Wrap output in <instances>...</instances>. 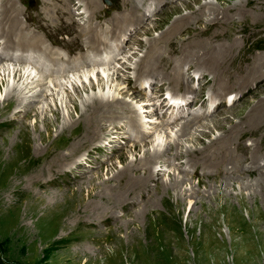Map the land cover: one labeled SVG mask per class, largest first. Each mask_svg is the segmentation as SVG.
Segmentation results:
<instances>
[{"label":"rangeland","instance_id":"rangeland-1","mask_svg":"<svg viewBox=\"0 0 264 264\" xmlns=\"http://www.w3.org/2000/svg\"><path fill=\"white\" fill-rule=\"evenodd\" d=\"M13 1L20 10L26 11L27 7L30 6L32 10L29 9V11L36 14L39 0ZM139 1H141L139 3L140 12L144 14L142 16L139 13L142 20L139 18V22L129 21L124 27L122 26L123 28L117 30L119 33L117 31L113 33L116 37V32L119 34L118 37H123L128 29L129 36L125 39L126 46L124 50L118 52V55L117 49L112 47L108 49V52L110 50L116 51V54L114 53L115 58L111 60L110 65L108 63L99 66V68L98 65L87 63L86 68H80L82 71L86 69L89 74L93 72L94 74L82 77H73L79 73L77 69L50 75L47 74L45 68L43 69V73L46 75L47 84L45 87L47 89L40 86H37V89L43 88L48 91H44L43 96L41 95L36 99L37 111L31 112L30 116L24 118L30 125V135L34 138L32 147L33 145H39L45 148L39 133L35 129L37 125L40 130H45L42 123L45 114L51 121H54L55 115L52 109H59L61 116L64 119H69L68 109L73 110L75 107L72 101L81 104L82 99L92 93L104 94L110 97L115 96L117 99H121L122 103L126 101V104H114L110 113H101L100 117H109L113 111H119L118 115H122L124 120L127 119L125 120L126 123H130L129 118L126 117L128 115L123 114V107L129 108V104L137 112L136 114L129 113V117L137 118V125L142 124L139 128L144 129L140 131L151 129L152 127H148L149 124H153L152 122L158 117L173 116L180 106L178 105L176 110L171 111L170 105H172L174 99L181 97L182 94H189L191 98L186 104V118L177 122L172 120L168 123L171 125H161L160 128L163 129V133L157 140L156 145H161L162 141L163 146L169 142L174 143L176 129L181 127L177 124H182L185 120H191L195 114L202 117L191 127L192 132L187 133L183 138H176V141L179 142L175 145L176 147L174 146L172 150L169 149L164 153L165 156L155 160V168L152 171L155 175V181L147 185L149 186L147 191L150 190L147 197L143 198L142 201H138L141 200V197H138L134 206L133 204H127L126 208L128 209L126 211L120 210L123 216L111 218L104 224H100L99 219L91 216L92 218L90 217L88 220L94 223L93 226L91 224L86 226L85 223L77 225L75 221H70L73 226L71 232L62 231L60 226L62 221L68 218L69 205L79 204L81 199L88 195L87 182L89 177L94 176L95 184L98 187L96 192L98 191V193L103 191L108 196H114L113 192L115 194L121 192L122 189L120 188L113 190V192L107 190V188L118 187L120 179H112V177L124 166L130 165V163V166H132L135 162H140L141 158L147 157L149 154L147 152L151 148L153 151L156 146L155 139L158 138L160 129L153 130L146 137L137 140L133 138L135 133H140L137 127H120L116 125L118 127L114 128L111 122L103 121L97 127V130H99L96 134L97 137H95L97 140L92 138L91 145L80 153V156L83 155L84 157H77V159L80 158L79 162L84 163L87 167V169L81 171L84 176L79 177L78 172H67L61 175L64 171L58 175L60 169H55L50 173L47 169L48 165H45L40 167L45 175L42 178L43 187L33 186L29 179H21L11 188V192L3 198L0 193V264H264V171L248 173L242 167L237 172V174H241L234 176L235 169L221 171L216 169L215 166L206 167L209 163L211 164V159L201 160V164H187L185 157L180 154L181 157L175 156L178 150L181 149L187 151L193 148V150L201 151L205 145L215 142L216 137L227 135L225 128L228 127L227 129H229L232 124L239 125L241 120L244 121L250 118L253 115L251 110L256 109V106H258L257 108H260V106L264 108V71L262 72L264 61L258 65L261 68L257 80L259 82L262 79L260 85H253L249 81L235 92H223L215 87L212 88L209 84H206L205 88L200 87L205 83L203 82L206 80L204 76H210V73L202 69L204 76H196V72L199 71L197 66L188 68V65L184 63L187 59H179L177 56L180 55L173 54L179 53L183 49L187 51L185 56L188 55L192 60H205V57H207L210 58L209 60L227 61L228 63L223 66H229L232 69V74L237 76L238 72L244 73V70L251 66L250 63H253V60H256L257 63L258 58L264 56V0ZM74 4L72 11L78 18L82 13H85L86 9L82 8L80 0H74ZM99 6L97 9H100V12L112 14L116 7L118 8V0H100ZM123 10L124 8L116 15L124 14ZM221 13H224V15ZM35 17H32V22L35 21ZM21 18H24V15ZM105 20L99 19L95 22L102 25ZM54 21L58 23V20ZM110 27L109 24H105L103 28ZM43 36L46 46L49 45L50 49L54 48L59 56H65L66 54L68 57L70 55L67 48L59 45L65 39V34H57L54 41L49 40L44 33ZM112 37V35L108 36L109 42ZM77 38L79 36L75 37V39ZM0 41L2 44H9L5 38L0 37ZM166 47H168V50L164 54H172L170 58L173 56L171 60L172 68L176 67L177 70L178 65L180 67V64L183 63L180 72H183L184 75V86L169 85L167 77L173 73H171V69L167 70L169 73L166 71V80L162 81L161 71L157 72L159 75L157 73L153 74L149 70L139 73L140 69L138 71L135 68L139 63V67H141L148 60L160 61ZM1 50H4V48L0 47ZM83 50L88 55L96 53L88 47H83ZM105 53H107V49ZM57 54H54V56L58 57ZM37 58L39 59L40 56H37ZM70 61L72 67L77 66L79 62L77 59ZM28 67L31 70L33 64H28ZM37 69L38 71L42 70L39 66L34 67L35 72ZM34 71L33 73H35ZM97 72H100V78L105 79L106 87L104 90L97 87L95 90L81 91L82 86L89 84L91 79L94 82L98 80ZM114 72L115 74H113ZM109 73L111 79L108 78ZM67 75L73 77L71 81L65 77ZM55 78L63 80L64 86L55 88L51 84V80ZM210 78L213 79L214 76L211 75ZM130 80L131 83H129ZM13 83V80L10 79L9 85H13ZM162 83H166L164 89L166 91L164 94L162 92L158 94V89ZM185 84H190V86L186 87ZM34 85H38V82ZM37 89L32 90V93ZM7 90L8 87L0 89L1 105H3ZM28 91L25 90L24 93ZM200 98H203V100L199 101ZM26 105L27 102H23L14 111L20 112ZM158 108L160 110H156ZM247 113H251L250 116H247ZM74 115L75 119L78 120L79 114L74 112ZM262 119L263 117L258 121H254V123L257 122V126H264V123H260ZM1 120L4 122L1 129L16 133L17 127L10 124L8 120ZM37 121L38 123H36ZM217 123L218 127L216 126ZM85 124L90 127L93 125V121H88ZM187 124L191 126V124ZM57 126L58 122L56 127L53 128L54 136L57 135ZM167 127L173 128L174 131L171 132V129H166ZM262 129V134L256 135V137L243 132L242 141L244 140L243 142L248 146L259 142L264 144V128ZM165 130H168V133H164ZM100 134L101 137H98ZM195 136L196 138L200 136L201 140L197 141ZM108 138L115 140L112 147H105L106 150H97L96 147H92L99 144V141L101 143V141H106ZM138 141L142 142L135 144ZM133 145H137V148H132ZM89 150L92 152L90 153L91 157L88 158L86 155ZM62 152L64 154L71 153L68 148H63ZM190 157L196 156L190 155ZM77 159L71 165L75 164ZM169 159L172 162H169ZM147 163L149 164L150 161L142 163V166L139 163L138 169L136 168L137 170L133 172L134 177H140L147 171L145 166ZM262 163H264V160H262ZM179 164L182 166L179 167ZM242 164L246 166L247 162ZM224 165L220 167L223 168ZM38 169V167H35L30 173L34 174L35 170L38 172ZM71 169L72 171L77 170L76 166L73 165ZM161 169L163 170L161 171V177H158L160 180H157V172ZM244 171L248 175L244 176ZM172 174L178 175L179 179H186L181 185L168 189L164 186L170 181ZM53 176L55 178H52ZM233 177L234 179L231 180ZM78 178H80L82 184L79 183ZM51 179L54 180L49 185L48 181ZM109 179L112 180L106 184L105 180L108 181ZM142 179L143 177H141V180L136 179L134 181L133 179L137 188H142L144 185V183H139V181H143ZM1 183L2 178H0V185ZM145 187L142 190H145ZM136 190L139 189H134L133 193L138 192ZM142 190L139 192L141 193ZM184 194L186 195L184 196ZM29 196L40 198L41 207H50L45 219L40 218L42 211H38L36 214L39 215L37 216L32 214V210H27V203L34 202V200H29ZM180 197L186 199L182 214L170 210L168 206L169 203H175ZM66 210L68 211L66 212ZM57 212H62V215L58 217ZM107 213L110 214V212ZM24 214L28 216L24 218ZM55 216L56 218H54ZM118 223L120 226H117ZM51 230L55 232L54 236L51 240H44V235H48ZM105 237L111 240L109 242L104 241ZM102 242L105 245L103 250Z\"/></svg>","mask_w":264,"mask_h":264},{"label":"bare ground","instance_id":"bare-ground-1","mask_svg":"<svg viewBox=\"0 0 264 264\" xmlns=\"http://www.w3.org/2000/svg\"><path fill=\"white\" fill-rule=\"evenodd\" d=\"M21 1L23 2L24 0H20V2ZM80 1L82 4V8L86 9V11L85 13H82L81 16L76 18V15L73 14L74 11H72L73 5H75L74 0H39L38 5L36 7V14H32L29 11V9L32 10V7L30 6L27 7L26 11H22L17 7L16 3L13 0H0V37L3 39L5 38L7 42L9 43V44H6V43L2 44V42L0 41V47L4 48V50L0 51V76H1L0 89L2 87L4 88L8 87L6 97L3 101V105H1L0 103V178H2V183L0 185V193L2 194V198L6 196L7 193L11 192V188H13L17 184L18 180H21V179H29L30 183L33 186L43 187L42 178L45 175H44V172L42 171L43 169L40 167H43L45 165L46 166L48 165L47 169H49L50 173L55 171V169L56 170L60 169L58 175H60V173L64 171L63 173H61V175L62 174L64 175L67 172L68 173L78 172L79 177L84 176V174H81V171L87 169V167H85L84 163L79 162V159L83 156V155L80 156V153L85 148L91 145V141L93 140L92 138L96 139L95 138L97 137L96 134L99 131L97 130L98 129L97 127L100 126L102 124L101 122L103 121L111 122V124L114 125V128L118 126L137 127L140 133H135V135H133V138L137 140L140 139L141 137L142 138L144 136L146 137V135L152 132L153 130L160 129L159 130L160 134L158 138L156 137L157 139H155V145H156L157 140L160 138V136H162V133H163L162 132L163 129L160 128L161 125L163 126L164 124L167 125L172 120H175V122H177L181 119L186 118L185 112L187 111L185 108L191 96L189 94L188 95L182 94L181 97H176L172 105H170V109L172 112L176 110V107L178 105H180L179 110L175 111V114L173 116L170 115L169 117H166V118L158 117L156 118L155 121L152 122L153 124H149L148 127H152L151 129H147V131H140L144 129L142 127L139 128L142 124L139 123L137 125V120H136L137 118L134 119L131 116L129 117V113H135V114L137 113L136 110L129 104H128L129 108H127L126 106L123 107L124 109L123 114L128 115L126 117L129 118L130 123H126L125 120L127 119L124 120L123 119L124 117L122 118V115L121 116L118 115L120 113L119 111H113L112 115L109 117L107 116L103 118L100 117L101 113H104V114L110 113V111L113 110L112 106L114 104H118V105L126 104V101L122 103L121 99L119 98L117 99L115 96L110 97V96H105L104 94H97V93L93 94L92 93V94H89L86 98H83L81 101V104L72 101L75 107L73 110H70L67 107L69 119H64L61 116V112L59 111V109H54V110L52 109V112L55 115L54 121L53 120L51 121L49 117H46L47 114H45L44 112L45 116L43 117L44 120L42 123L45 126V130L44 131L40 130L37 127V125L35 126V129L39 133L40 138L42 140V144L45 146V148H42V146H39V145H36V146L33 145L32 147L34 138L31 137L32 135H30L31 132L29 130L30 125L28 124L27 121L24 120V118L27 116H30L31 112L37 111L36 109L37 105L35 104V101L39 96L41 95L43 96L45 89H47V87H45L47 84L46 75L43 73V69L45 68L47 74L49 75L70 72L73 69H77V71L79 70V73L74 75L73 77L90 76L91 74H94V72L89 74L88 70L86 71L85 69L82 71L80 67L86 68L85 65H87V63L98 65V67L99 66L101 67L108 63H109L108 65H110L111 60L115 58L114 53L116 54V51H117V55H118L122 50H124V47L126 46L125 39L126 37L128 38L129 36L128 29L126 30L127 32L125 31V34H123V37H118L119 32L117 30H120L121 28H123L129 21L139 22L140 21L139 18H141L142 20V17H140L139 15V13H141L140 12L141 7L139 8V3H141V1L139 0H132V1L118 0V8L116 7V10H114L112 14L108 12H100L99 11L100 9L99 10L97 9L98 7H100L99 6L100 0H80ZM123 8H124L123 10L124 14L121 13L122 15H116V13L118 14L119 12H121ZM141 14L142 16L144 15L143 13ZM221 14L224 15V13H221ZM23 15H24V18H21ZM33 16H36L34 22L31 21ZM99 19H106V20L101 25L99 22L98 23L95 22ZM54 20H58V23H56ZM105 24H109L111 27L104 29L103 27ZM29 29H32V30H29ZM115 31L118 32V33L117 32L115 33L117 37L114 36L113 34ZM43 33L51 41L52 40L54 41L56 39L57 34H60V33L65 34L66 35L65 39L61 41L59 45H62L63 47L67 48L69 51L68 54L70 55L68 57L66 54L65 56H61V55L59 56V54H57L56 51H54V48L50 49L49 45H48L49 47L48 48L46 46V41L44 42ZM106 35L108 36L112 35L113 36L112 38L114 37L116 38L115 39L111 38L109 42L108 36L106 37ZM76 36H79V38L75 39ZM83 47L84 48L88 47L89 49L91 48V51L96 52V53H93L94 55L92 54L88 55V53L86 52L84 53ZM111 47L117 50L116 51L110 50L108 52V49H110ZM106 49H107V53H105ZM42 50L43 51L49 50L50 52L48 51L43 52ZM78 50L80 51L77 52ZM167 50H168V47H166V50L163 51L162 54H164V52H167ZM186 52H187L186 50L181 49L179 53H173V54L180 55V56H177V58L179 59H183V60L187 59L185 60L186 62L184 63L188 65V68L197 66L199 68V71L196 72L197 73L196 76H201V75L204 76L202 69H205L206 72H209L210 76L211 75L214 76V78L212 79L210 78V76L205 75L204 77L206 80L203 81L205 83H203L200 86L202 88H205L206 87L205 85L209 84L212 86V88L215 87L216 89H219L223 92L225 91L235 92L241 89V87L244 86V84L249 83V81H251V83L256 86L261 84L260 81L262 79L259 80V82H257L258 77H259L258 75L260 74V71H261V68H259L258 65H260L264 61V56H261V57L258 56L259 58L257 57L258 58L257 63H256V60H253V63L252 62H251L252 64L250 63L251 66L245 69L244 73L238 72L236 76L232 74V69L229 68V66H226V67L223 66L225 63H228L227 61H222L218 59L209 60L210 58H207V57H205V60H192L188 57V55L185 56ZM231 53H232V50H231ZM54 54H57L58 57H55ZM171 55L172 54L170 53H168V55L164 54L163 58L160 61H155V60L147 61L146 60L147 62L143 64L141 67H139L140 65L139 63L138 66L135 68L136 70L140 69V71L138 70L139 73L140 72L144 73L146 70H149V72H152L153 74L157 73L158 71H161V74L163 76L162 81L166 80V71L168 69H171V73L172 72L173 73L169 77H167L169 80V85H176L177 87L184 86V80H183L184 75H183V72H180L181 70L180 68L183 63L180 64V67L178 65L177 70H176V67L172 68L171 60L173 56L172 58H170ZM37 56H40V58L38 59ZM76 59L79 60V62L77 63V66L75 65L72 67L70 65L71 63L70 60H76ZM6 62H9L10 64ZM138 62H139V59H138ZM30 63L33 64V68H31V70L28 67V64ZM63 64H66V65H63ZM36 66H39L40 68H42V70L38 71L37 69L35 72L34 67ZM114 68L116 67L114 66ZM33 71L35 73H33ZM263 71L264 69L262 70V72ZM100 72H97L98 80L94 82L91 79L89 84H84L82 86L81 91L82 90L84 91L95 90V88L97 87H99V89L104 90V88L106 87V82L104 81L105 80L104 78L99 77ZM113 74H115V72ZM110 76L111 74L109 73L108 78L111 79ZM65 77L68 78L69 81H71L73 78L70 75H67ZM10 79L13 80L14 82L13 85H9ZM36 82H38V85H34V83ZM138 82L139 80L137 81V84ZM22 83L23 85L21 86ZM129 83H131V80ZM51 84L56 88V87L64 86L63 84L65 83L63 80H59L55 78L51 80ZM165 84L166 83H162L160 85L158 89V94H160L161 92L164 94V92L166 91L164 90ZM37 86L44 87L45 89L43 88L37 89ZM185 86L189 87L190 84H185ZM34 89H37V90H35L34 93H32V90ZM25 90H29V91L27 93L26 92L24 93ZM30 92L31 94L29 95ZM231 96H228V97H231ZM135 97L136 96L134 95V98ZM202 100L203 98L199 99V101H202ZM23 102H27V105L24 107L25 110L23 109L20 112H15L14 111L15 108H17ZM257 107L258 106L255 107L256 109L251 110V113L253 112L252 116H250L251 113L246 114L247 116H250V118L244 121L241 120L239 125L232 124V126L230 125L231 127L229 129H227L228 127L225 128L224 130L225 132L227 131V135L216 137L215 142H210L209 145H205L201 151L197 149L193 150V148L187 151H184L183 149H181V150H178L175 156L185 157L187 159V164H191V163L201 164L202 162L201 160L206 161L207 159H211L212 161L211 164L209 163V165H207L205 163L207 166L204 164L206 167L215 166L216 169L221 170V171L222 170L229 171V170L235 169V171L233 172L234 176L241 174V173L237 174V172L242 167H244L248 173H255L260 170L264 171V163H262V160H264L263 142H261V144L259 142V143L253 144L252 146H248L245 144V142H243L244 140L242 141L243 132H246V134L248 133L249 135H252L254 137H256V135H261L263 132L262 128H264V126H257L256 124L257 122L254 123V121L256 120L258 121L262 117L263 119L262 121H260V123L262 124L264 123V108L262 106H260V108H257ZM156 110H160V108ZM74 112H77L79 114L78 120L75 119ZM199 114L201 115V113ZM201 117L196 116L195 114V116L191 120H185L186 123L184 122L182 124L180 123L177 124V126L181 125V127L176 129V132L174 135L175 144L172 142H169L167 145L163 146L162 145L163 141H162L161 145L157 144L154 147L153 151L151 148V150L147 152L149 153L148 156L141 158L140 162H135L132 166H130L131 165L130 163V165H126L121 170H118L112 177V179L113 178L120 179L118 183V187L107 188V190L109 189V191H112V192L115 189H119V188L122 189L121 192L120 191L116 192V194L113 192L114 196H108L107 194L103 193V191L101 190H100L101 192L99 193L98 191L96 192V189L98 187H97V184H95L94 176L89 177L88 182H87L88 195L86 197H83L79 204L69 205L70 213L68 215V218L62 221V224L60 225L62 231L64 232L73 231V226H72V223L70 224V221L72 222L75 221L77 225H80V224L82 225L85 223V225L88 226L90 224L91 225L94 224L88 220L91 216L92 217L95 216L97 219H99L100 224H104L107 221H109L111 218H115V217L118 218V217L123 216L120 210L126 211V209H128L126 208L127 204L129 205L133 204L134 206L136 204V200H138V197H141V200H138V201H142L143 198L147 197L150 191V190L147 191V189H149L148 188L149 186L147 185L150 184L152 181H155V177H154L155 175L152 172L153 169L155 168V164H156L155 160H158L162 158L163 156H165L164 155L165 152H167L169 149L172 150L174 146L179 143L176 141L177 137L183 138L184 136L187 135V133L192 132L191 127H193L195 122L199 120V118ZM1 119L5 121L8 120L10 124H12L14 127H17L16 133L14 131H5L4 129H1V125L4 123ZM88 121H93V125L90 127L87 126L85 123ZM57 122H58L57 135L54 136L53 128L56 127ZM36 123H38V121ZM187 123L191 124V126H189ZM168 125H171V124H168ZM216 126L218 127V123L216 124ZM166 129L168 130L171 129V132L174 131L173 128L167 127ZM148 130H151V131H148ZM168 130H165L164 133H168ZM98 137H101V134ZM172 139H173V136H172ZM196 139L197 141H200L201 137L197 136ZM114 141L115 140H112V138H108L106 141H101V143L99 141V144L95 146L93 145L95 143L94 142L92 144L93 145L92 147H96L97 150H106L105 147L106 148H109V146L112 147V145L115 144L113 143ZM140 142L138 141L135 144H140ZM152 142L153 141L151 140V143ZM63 148H68L71 151V153L64 154L62 152ZM132 148H137V145H133ZM91 152H92L91 150L88 151L86 155L88 158L91 157L90 155ZM190 155H195L196 157H190ZM78 156H80V158L77 159ZM75 159L77 160L75 164H72V165L76 166L77 170L72 171L71 163H73ZM148 160L150 161V163L149 164L147 163L145 165L147 168V171L141 176L137 172V174L140 177L138 176L134 177L135 174L133 172L138 169L139 163L142 166V163ZM169 162H172V160L169 159ZM243 162H247V165L244 166L242 164ZM224 163L226 164L224 165ZM223 165L224 167L221 168L220 166H223ZM180 166L182 165L179 164V167ZM35 167L39 168L38 172H36L37 170L36 169L34 174L30 173L31 171L34 170ZM161 171L163 170L161 169L157 172V175H156L157 180H160V178L158 177H161V173H162ZM246 171H244V174L242 173L244 176L248 175V174H245ZM141 177H143L142 179L143 181L142 182L139 181V183L140 184L144 183V185L142 186V188H137L135 182H133V179L134 181L136 179L141 180ZM178 177H179L178 175L172 174L170 181H168L164 187L171 189V188H175L181 185L186 178L179 179ZM52 178H55V176H53ZM112 179H109L108 181L105 180V183L108 184V182H110ZM232 179H234V177L231 178V180ZM53 180L54 179H51L48 181L49 185L52 184ZM77 180L80 183V178H78ZM144 187H145V190H142ZM134 189H139V190H136L138 192L136 193L134 192L135 193L134 194L133 193ZM140 190H142L141 193L139 192ZM185 195L186 194H184V196ZM184 198L180 197L179 199H177L175 203H169L168 206L170 210L177 212L179 214H182L183 207L185 206V202H186V199ZM29 200L31 201L34 200V202L27 203V208H28L27 210H32V214H36L38 211L39 212L42 211L40 218L45 219L47 217V211L50 209V207L49 208L41 207L40 198L38 199V198L29 196ZM7 201L12 202L11 200H7ZM67 211L68 210H66V212ZM107 212H110V214H108ZM61 213L57 212V214L56 213L54 214L60 217L62 215ZM28 215L24 214V218H26ZM54 218H56V216ZM117 226H120V224L118 223ZM54 234L55 232L51 230V232H49L48 235L45 234L43 238L44 240H51ZM110 240L111 239L105 237L104 241L109 242ZM103 242H102L103 244L102 250L105 247Z\"/></svg>","mask_w":264,"mask_h":264}]
</instances>
